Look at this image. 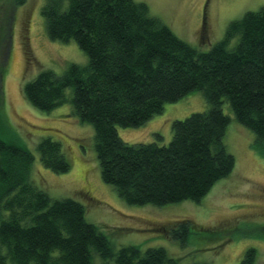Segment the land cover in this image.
I'll use <instances>...</instances> for the list:
<instances>
[{
  "label": "trees",
  "instance_id": "16d2710c",
  "mask_svg": "<svg viewBox=\"0 0 264 264\" xmlns=\"http://www.w3.org/2000/svg\"><path fill=\"white\" fill-rule=\"evenodd\" d=\"M13 1L20 6L27 0ZM41 12L50 38L75 40L89 62L72 63L62 74L42 71L25 84V97L51 111L68 101L71 89L74 113L95 128L102 180L127 203L200 202L233 171L236 160L224 143L231 120L224 98L237 120L255 132L252 146L264 155V8L233 20L225 38L206 52L136 0H45ZM196 90L209 109L174 120L168 145L130 143L119 135L118 126L141 127L166 103ZM38 151L46 168L71 170L60 142L45 138ZM34 159L29 148L0 137V248L6 249L0 264H94V253L103 264H179L163 247L116 251L86 219L82 203L54 199L31 182ZM184 228L186 240L190 231ZM256 253L249 248L240 264H255Z\"/></svg>",
  "mask_w": 264,
  "mask_h": 264
},
{
  "label": "rangeland",
  "instance_id": "374dc122",
  "mask_svg": "<svg viewBox=\"0 0 264 264\" xmlns=\"http://www.w3.org/2000/svg\"><path fill=\"white\" fill-rule=\"evenodd\" d=\"M136 1L146 3L152 15L203 52L225 38L233 20L264 8V0ZM44 2L27 0L18 6L13 0H0V137L34 154L31 182L54 199L82 203L86 219L100 228L116 251L130 245L143 252L163 247L179 264H240L246 251L254 248L255 264H264V155L252 146L255 132L237 120L224 98L223 111L231 118L224 143L236 160L233 171L200 202L164 206L127 203L102 180L95 128L74 113L71 89L67 90L68 101L51 111L39 110L25 97V84L42 71L62 74L72 63L89 62L75 40L50 38L41 12ZM209 107L204 93L196 90L178 102L166 103L163 112L143 126H118L117 130L126 142L168 145L174 135V120ZM45 138L60 142L72 165L70 171L56 173L42 164L38 145ZM184 226L190 231L186 240L182 238ZM0 251L6 253L5 248ZM109 261L114 264L113 259ZM103 262L94 253V264Z\"/></svg>",
  "mask_w": 264,
  "mask_h": 264
}]
</instances>
